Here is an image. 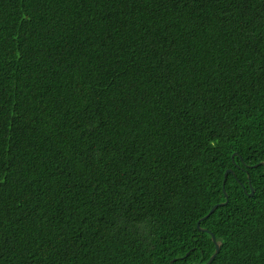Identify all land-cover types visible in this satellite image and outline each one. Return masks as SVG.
Masks as SVG:
<instances>
[{"label": "trees", "instance_id": "obj_1", "mask_svg": "<svg viewBox=\"0 0 264 264\" xmlns=\"http://www.w3.org/2000/svg\"><path fill=\"white\" fill-rule=\"evenodd\" d=\"M263 161L264 0H0V264H264Z\"/></svg>", "mask_w": 264, "mask_h": 264}, {"label": "water", "instance_id": "obj_2", "mask_svg": "<svg viewBox=\"0 0 264 264\" xmlns=\"http://www.w3.org/2000/svg\"><path fill=\"white\" fill-rule=\"evenodd\" d=\"M260 164H264V161L261 162ZM229 171H231V170H230V169L227 170L226 173H225V175H227ZM253 193H254V191H252V192L250 193V195H252ZM222 204H223V203H220V204H216V205H214V206L211 208L210 212H209L205 217L201 218V219L198 221V227H199L200 229H202V230H204V231H207L208 233H211V234H212V239H213V241H214V243H215V252L213 253V255L210 257V259H209L206 263H194V264H210V263L213 261V259L216 257V255L218 254V252L220 251L221 243L217 240V238L215 237V235H214L209 229L202 228L201 225H200V222H201L203 219L207 218L211 213H213V212L215 211V209H216L218 206H220V205H222Z\"/></svg>", "mask_w": 264, "mask_h": 264}]
</instances>
